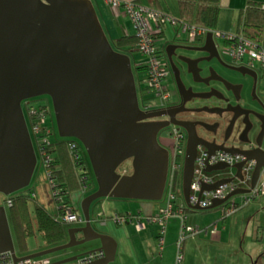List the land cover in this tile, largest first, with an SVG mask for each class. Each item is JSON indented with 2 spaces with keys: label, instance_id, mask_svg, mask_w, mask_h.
I'll return each mask as SVG.
<instances>
[{
  "label": "water",
  "instance_id": "obj_1",
  "mask_svg": "<svg viewBox=\"0 0 264 264\" xmlns=\"http://www.w3.org/2000/svg\"><path fill=\"white\" fill-rule=\"evenodd\" d=\"M209 44L216 48L212 32L207 34L202 49ZM42 95L52 99L60 136L77 138L85 147L97 189L82 200L85 225L69 228L67 242L24 256L16 252L7 209L0 205V252L10 251L19 261L98 240L99 247L48 264L69 263L100 250L104 257L87 264H109L115 259L117 242L92 225V203L105 197L163 199L169 152L158 138L166 124L148 120L156 112L140 106L130 55L114 48L91 0H0V193L5 196L31 183L37 155L22 103ZM199 145L211 152H242L256 159L252 186L256 184L264 165L260 147H213L191 133L182 181L188 209L202 210L189 201ZM129 160L131 173H120L119 167ZM223 167L216 165L208 170ZM237 168L242 177V163ZM220 182L223 181L203 189L215 188ZM248 191L238 189L225 199L216 200L210 209Z\"/></svg>",
  "mask_w": 264,
  "mask_h": 264
},
{
  "label": "built area",
  "instance_id": "obj_2",
  "mask_svg": "<svg viewBox=\"0 0 264 264\" xmlns=\"http://www.w3.org/2000/svg\"><path fill=\"white\" fill-rule=\"evenodd\" d=\"M105 1L113 10L122 11L125 16L129 17L138 39L133 51H140L147 56V62L143 66L137 67L139 70L143 68L145 71V76L141 80L144 86L143 90L153 93L152 99H144L146 110L163 104L169 95V62L162 52L161 45L157 43L158 39L164 36V29L167 25L175 27L174 37L183 38L190 42L195 41L199 37L206 38L207 34L212 32L217 45L231 56L235 62H243L249 66L259 65L264 73V47L246 38L241 33H228L211 29L189 22L184 18L171 16L162 10L135 1ZM218 40H221L223 45H220ZM24 101L27 116L25 111L24 113L25 117H28L30 121L28 127L36 155L39 152L47 171L51 194L57 204H59L60 213L56 215V219L66 224H85L82 209H77L74 204L65 202L62 189L56 182L51 168L53 157L48 153L47 147L54 141L49 138L55 133L53 114L50 108L45 105L46 103L35 104L29 99ZM24 105L22 103L23 110ZM161 143L169 152L168 175L163 197L165 199V207L161 208L157 214H115L112 219L115 223L121 225L133 223L138 231L146 229L150 224H156L159 227L157 246L159 254L162 255L165 246L167 223L171 218H178L180 228L176 241L177 253L175 264H185L184 246L186 240L192 237L216 234L218 227L215 223L205 227L189 224L187 222L188 214L185 210L187 205H176L178 201L176 181L178 178L181 181V199L184 200L182 181L187 145L185 134L182 131L174 129L162 134ZM257 147H260L264 151V142L260 146L253 144L242 150H252ZM67 150L76 172L79 190L84 196L94 186L86 149L77 138L72 137L70 140H67ZM240 163H242V177L238 175L237 165ZM216 165H224V167L208 170L209 167ZM256 168L257 160L249 158L242 152L231 153L220 149L211 152L204 145H199L194 161L193 177L190 183V204L198 205L202 210H209L216 200L225 199L230 193L238 189H248V192L235 194L217 207L222 211V218L234 215L241 208L264 196V165L260 169L256 184L252 186ZM219 181L223 182H220L217 187L203 189L205 185H214ZM236 197L241 198L237 199ZM11 205L12 199L9 196H5L4 206L6 209ZM104 255V251L102 250L95 251L82 255L77 260L65 264H87L104 257ZM50 262L51 260L44 256L16 261L12 252H0V264H48Z\"/></svg>",
  "mask_w": 264,
  "mask_h": 264
},
{
  "label": "rangeland",
  "instance_id": "obj_3",
  "mask_svg": "<svg viewBox=\"0 0 264 264\" xmlns=\"http://www.w3.org/2000/svg\"><path fill=\"white\" fill-rule=\"evenodd\" d=\"M94 4V0H91ZM100 9L104 13H97L99 20L104 28V31L108 37V39L113 43L115 38L119 35L117 31V27H114V32L108 30L105 26L104 21H109L110 26L116 24L112 20V10L110 6L105 5L104 3H100ZM95 6V4H94ZM95 8H97L95 6ZM99 9V10H100ZM159 10L164 11L165 13L180 18L178 0H161V7L157 8ZM97 10V9H96ZM239 11L235 12L234 15H231L230 12L225 11L222 12L221 19L218 21L217 30L222 32H237V20L239 17ZM101 14H104L105 20L101 19ZM125 24L127 27V31L133 32V27L128 20L125 19ZM116 29V30H115ZM164 36L160 37L157 41L158 45H161L166 38H172L175 34V27L167 25L164 29ZM220 45H223L221 40H218ZM132 66L134 68L136 83L138 86V91L140 95L144 99H152L153 93L143 90V76H145V71L143 68L137 70L138 66H143L147 62V56H145L140 51H133L130 54ZM35 104L49 103L50 108L54 111L52 99L48 95H42L38 97H34L29 99ZM25 101H23L24 105ZM24 111L27 116V112L24 105ZM54 119V131L55 133L51 135L49 138L51 140L62 139L59 134L55 112H53ZM164 132L163 134H165ZM37 149V148H36ZM38 152V149H37ZM88 156V154H87ZM89 160V157H88ZM89 165L92 169L91 162L89 160ZM132 162L129 160L125 163L123 167V171L120 173H131L132 171ZM93 171V169H92ZM94 175V172H93ZM95 178V175H94ZM96 181V178L94 179ZM97 185V182H96ZM21 192V190H20ZM22 192H34L37 196V200L46 205L47 209L50 212L56 214V205L55 201L51 194V188L49 185V178L47 175L46 168L41 160L39 152L37 153V166L35 172L33 174L31 183L22 189ZM91 191L86 193L84 196L81 194L79 189L73 192V204L77 209L81 210V203L84 197L89 195ZM240 199L241 197H236ZM5 195L0 193V205H4ZM32 203V202H31ZM144 203H151L154 205V210L161 206L165 207V199H161L158 201H149V200H136V199H125V198H115V197H105L99 200H96L92 203L90 212L92 225L100 232L106 233L113 237L117 242V251L116 256L113 261L109 264H137L140 259L138 257V242H141L144 237L150 238V233H138L135 228L128 224H116L112 217L115 215L116 211L129 212L134 213L137 212V207L142 208ZM33 204V203H32ZM127 211V212H126ZM138 213V212H137ZM148 213V212H145ZM98 215H102L104 219H98ZM146 215V214H145ZM189 220L187 221L189 224L198 225L201 227L209 226L211 224L216 223L218 227V234L211 235L209 237L200 236L195 239H189L186 242L185 246V256L187 257V261L190 258L192 264H253L255 262V258L253 254L257 250H262L264 248L263 243H257L256 237L264 235V196L257 198L249 205L244 208L238 210L234 215L229 216L225 219H221L222 211L218 208L198 212H190L188 213ZM180 224V221L177 223L173 218L169 219L167 223V233H166V241H170L172 239H176L177 237V229L174 227V224ZM77 224H68V230L71 227L84 226ZM155 225L156 224H150ZM135 226V225H134ZM170 227V230H169ZM173 227V228H172ZM158 228V227H157ZM261 229V230H259ZM153 231V229H151ZM179 233V231H178ZM145 239V238H144ZM119 240L121 244L119 245ZM98 244V240H93L90 242H86L84 244H80L62 251H58L55 253H51L45 255V258L51 260V262L69 257L75 254H82L90 250V248L94 247ZM167 244V243H166ZM45 246L44 239L41 233L36 230V234L28 239V247L29 250L34 251L39 248H43ZM167 247V246H166ZM189 255V256H188ZM158 249L154 248V256H150L149 264H156L157 257H159ZM145 258V257H144ZM142 260V259H141ZM161 260V264H175L176 260V248H168L164 251V256L159 257ZM144 264H148L144 263Z\"/></svg>",
  "mask_w": 264,
  "mask_h": 264
},
{
  "label": "flooded vegetation",
  "instance_id": "obj_4",
  "mask_svg": "<svg viewBox=\"0 0 264 264\" xmlns=\"http://www.w3.org/2000/svg\"><path fill=\"white\" fill-rule=\"evenodd\" d=\"M205 39L190 42L172 37L161 44L170 68L169 95L163 104L146 110L138 91L141 108L156 112L148 120L166 124L158 133L160 143L162 134L174 129L182 131L186 141L193 133L213 147L245 149L258 144V139L263 143V70L235 62L216 40V48L209 44L202 49Z\"/></svg>",
  "mask_w": 264,
  "mask_h": 264
},
{
  "label": "trees",
  "instance_id": "obj_5",
  "mask_svg": "<svg viewBox=\"0 0 264 264\" xmlns=\"http://www.w3.org/2000/svg\"><path fill=\"white\" fill-rule=\"evenodd\" d=\"M147 2L153 8L161 7V0H147ZM178 5L180 18L211 29L217 28L220 16L218 0H178ZM237 33L243 34L246 38L264 47V2L249 1L246 7L240 10L237 20ZM137 42L138 39L134 33L118 37L112 44L118 51L131 53L135 49ZM45 105L50 108L49 103ZM50 110L53 114L54 111L51 108ZM26 119L29 125L28 117ZM47 151L53 157L51 168L56 182L62 189L63 198L66 203L73 204V192L79 189V185L76 172L68 155L67 141L63 139L52 141L47 147ZM126 162L119 167V172L123 171ZM89 168L94 181L92 193L97 189V185L90 165ZM176 187L178 198H182L179 178L176 181ZM33 193L22 192L21 190V192L18 191L9 195L12 199V205L7 208V214L16 252L19 256L28 255L68 241V224L56 219V215L60 213L59 204L53 198L57 208L56 214H54L47 209L46 205L40 203L36 194L34 193L35 195L33 196ZM185 210L191 211L187 207H185ZM200 211L206 212L207 210ZM36 230L41 233L45 246L41 250L31 251L28 247V239L36 234Z\"/></svg>",
  "mask_w": 264,
  "mask_h": 264
},
{
  "label": "crops",
  "instance_id": "obj_6",
  "mask_svg": "<svg viewBox=\"0 0 264 264\" xmlns=\"http://www.w3.org/2000/svg\"><path fill=\"white\" fill-rule=\"evenodd\" d=\"M125 1H135V2H138V3H142L144 5L150 6L149 3L147 2V0H125ZM249 1H261V2H264V0H218V4L220 6V16H219V19H221L222 12L228 11V12L231 13V15H234L235 12H237V11L240 12L241 9H243V8L246 7V5L248 4ZM100 3H102V4L104 3L105 5L110 6L105 0H94V4L97 7L96 9H97V13L98 14L99 13H104V12H99V11H102V9L98 8L101 5ZM111 10H112V20L114 21V23L116 24V26H114V25H111L110 26V22L109 21H104V23H105V26L108 28V30L110 32L112 30L111 33L114 32V27H117V31H118L119 35L115 39H117L118 37H121V36H123L125 34H134V29H133V32H130V31L128 32L127 31V27H126V24H125V19L128 20V22H130L131 25H132V22L129 19V17L125 16L122 13V11L118 12V11L113 10L112 8H111ZM101 19L102 20H105L104 14L103 15L101 14ZM132 27H133V25H132ZM184 204H186L185 199L182 200L181 198H178V201H177L176 205H180L181 206V205H184ZM161 206L157 209V211H155L154 210V205H152L151 203H144L143 210H142L141 206L140 207H137L136 209H138V211H137L138 213L137 212H134V214H140V215L157 214L161 210V208H162ZM145 212H148V213H145ZM190 212L193 213V212H198V211H187V214L190 213ZM127 213H129V212H127ZM115 214H125V212L116 211ZM98 219H101L102 220L104 218L102 217V215H98ZM173 219L177 223L179 222V219L178 218H173ZM221 219H225V218H222L221 217ZM188 220H189V216H188ZM127 224L128 225H131V226L133 225L131 223H127ZM172 224H174V227L176 228V223H172ZM177 226L178 227L176 229H177V237H178V234H179L178 231H179V228L180 227H179V225H177ZM133 227L135 228V230L138 233H147V234L150 233V236H151L150 238L144 237L145 239L143 238V240H141V242H138L137 244H135V245H137V248H138V251H139L138 257L140 259V261L137 264H144V263H147V262L149 264L151 262L150 261V256L151 255L154 256V248L158 249V246H157V236H158V229H159V227L157 226L158 227L157 228V227H155V225H148L147 228L144 229V230H142V231H138L134 225H133ZM151 229H153V231ZM169 230H170V227H169ZM259 230H261V229H259ZM262 230H264V229L262 228ZM216 234H218V232ZM216 234H210V235H208L206 237H209L211 235H216ZM195 238H198V237H192V238H189V239H195ZM188 240H186V242ZM256 240H257V243H263L264 242V235L261 236V237L257 236L256 237ZM176 241H177V238L176 239H172V240H170V241L167 242L166 241V235H165V246H164L162 255L159 254L160 255L159 257H163L164 256V251L167 249V247L168 248H173V249L176 248ZM186 242H185V246H186ZM120 244H121V242L119 240V245ZM99 246H100V244L98 243L94 247L90 248V250L91 249H94L96 247H99ZM185 246H184V253H185V249H186ZM43 248L41 247V248H39V250H41ZM34 251H36V250H34ZM158 252H159V250H158ZM176 253H177V249H176ZM159 257H157V259H156L157 260V263L156 264H161V260H159ZM252 258H255V262L253 264H264V248L261 251L260 250H257L253 254V257ZM185 264H192L191 263V259L189 258L188 261H187V257L186 256H185Z\"/></svg>",
  "mask_w": 264,
  "mask_h": 264
}]
</instances>
